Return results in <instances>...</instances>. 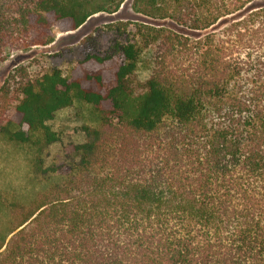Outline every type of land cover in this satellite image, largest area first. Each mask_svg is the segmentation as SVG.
<instances>
[{"label": "trees", "instance_id": "1", "mask_svg": "<svg viewBox=\"0 0 264 264\" xmlns=\"http://www.w3.org/2000/svg\"><path fill=\"white\" fill-rule=\"evenodd\" d=\"M126 1L0 0V58ZM129 1L152 21L0 87V136L59 176L29 201L0 191V264H264V0ZM78 101L98 123L43 169L49 120Z\"/></svg>", "mask_w": 264, "mask_h": 264}, {"label": "rangeland", "instance_id": "2", "mask_svg": "<svg viewBox=\"0 0 264 264\" xmlns=\"http://www.w3.org/2000/svg\"><path fill=\"white\" fill-rule=\"evenodd\" d=\"M152 21L136 13L126 1L121 8L113 13L98 12L91 16L81 27L67 29L64 23H55V40L46 45L23 47L18 44L9 46L0 58V87L11 70L16 66H28L34 70H47L51 66L63 65L58 56L68 49H74L89 34H98L103 30L117 34L118 23L127 24V34L132 35L136 23ZM163 23L165 21H157ZM163 25V24H160ZM114 27V29H113ZM99 115L88 103L78 101L75 104L58 110L49 124L60 134V141L50 144L42 154L43 169L50 165L66 163L64 146L69 142L85 140L83 126L97 124ZM38 160L34 152L26 145L17 144L0 136V191L3 195H14L25 202L31 200L37 192L57 181L59 176L44 179L38 168ZM6 200V199H5ZM4 219L3 215L0 216Z\"/></svg>", "mask_w": 264, "mask_h": 264}]
</instances>
